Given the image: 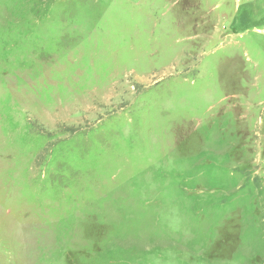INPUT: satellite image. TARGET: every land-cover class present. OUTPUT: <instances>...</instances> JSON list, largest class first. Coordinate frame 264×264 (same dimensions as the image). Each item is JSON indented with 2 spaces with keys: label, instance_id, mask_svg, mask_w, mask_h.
I'll return each instance as SVG.
<instances>
[{
  "label": "rangeland",
  "instance_id": "1",
  "mask_svg": "<svg viewBox=\"0 0 264 264\" xmlns=\"http://www.w3.org/2000/svg\"><path fill=\"white\" fill-rule=\"evenodd\" d=\"M0 264H264V0H0Z\"/></svg>",
  "mask_w": 264,
  "mask_h": 264
}]
</instances>
